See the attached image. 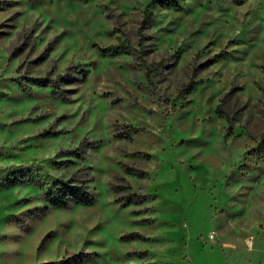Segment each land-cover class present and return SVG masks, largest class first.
Masks as SVG:
<instances>
[{
	"label": "rangeland",
	"instance_id": "374dc122",
	"mask_svg": "<svg viewBox=\"0 0 264 264\" xmlns=\"http://www.w3.org/2000/svg\"><path fill=\"white\" fill-rule=\"evenodd\" d=\"M149 2L0 0V264H264V0Z\"/></svg>",
	"mask_w": 264,
	"mask_h": 264
},
{
	"label": "trees",
	"instance_id": "16d2710c",
	"mask_svg": "<svg viewBox=\"0 0 264 264\" xmlns=\"http://www.w3.org/2000/svg\"><path fill=\"white\" fill-rule=\"evenodd\" d=\"M29 1H35V0H29ZM181 0H150L149 3H147L142 11V15L144 19H148L150 17V10L149 7L152 4H156L161 7H168V8H176L178 6V2ZM127 50H130V47L128 45H122V44H116L111 45L108 47H104L99 49V52L101 54H107V55H114L119 52H125ZM217 55H212L213 60ZM147 76V75H146ZM63 80V77L61 75L55 76V79L48 78L47 76L44 77H35L28 79V83H31L35 86H50V87H56V83L61 82ZM191 84L188 82L187 84L183 85L181 88H179L177 92V96H179L182 93H186L187 90H189ZM260 140L262 143H264V133L261 134ZM259 152H262V149H259ZM59 155H71L74 158H81L80 157V151H78V148L68 150V151H59ZM80 154V155H79ZM121 170L124 173H131L135 175H140L139 173L134 172L133 169L126 167L124 165H121ZM72 177L68 179L63 180H55L51 184H49V187H47V183L44 185V183L35 181L32 176H29L28 173L24 172H14L12 173L8 180L6 181L5 187L10 186L13 184L18 183H28L32 184L36 187H38L39 191L42 192V200L45 202L47 207H64L67 205L68 202H72L74 204H84L87 205L91 202V194L87 189V186L84 181L77 180ZM127 188V187H126ZM132 196L130 193L125 195L124 204L129 203L132 200ZM128 237H137L138 234L135 232L129 233L127 235ZM75 257H71L70 260L74 259ZM44 264H52V263H44Z\"/></svg>",
	"mask_w": 264,
	"mask_h": 264
},
{
	"label": "built area",
	"instance_id": "2783aa9c",
	"mask_svg": "<svg viewBox=\"0 0 264 264\" xmlns=\"http://www.w3.org/2000/svg\"><path fill=\"white\" fill-rule=\"evenodd\" d=\"M211 237V236H210Z\"/></svg>",
	"mask_w": 264,
	"mask_h": 264
}]
</instances>
